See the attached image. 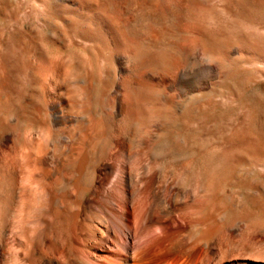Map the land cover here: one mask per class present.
I'll return each mask as SVG.
<instances>
[{"label":"rangeland","instance_id":"374dc122","mask_svg":"<svg viewBox=\"0 0 264 264\" xmlns=\"http://www.w3.org/2000/svg\"><path fill=\"white\" fill-rule=\"evenodd\" d=\"M115 1L121 2V17L130 22L137 20L125 8L133 2L149 10L150 15L143 19L144 24H151L148 23L146 32L147 27L143 28L145 33L139 32V28L133 33L118 30L117 47L116 43L114 46L119 49L114 51L112 47L111 52L95 41L82 39L75 25L67 26L55 14L51 18L47 0H0V155L10 146L12 135L45 123L44 108L50 99L46 62L50 55L64 51L68 61L65 63L73 73L70 82L93 76L98 84L99 107H105L99 109L101 115L116 121L110 127L84 126L80 162L85 160L86 151L92 149L90 152L95 156L90 157H95L97 174H110L117 179L131 167L135 171L138 162H152L149 174L162 172L185 177L187 181L178 187L184 186L198 197L194 203L205 217H213L210 221L218 232L223 227L226 233L242 234L245 241L247 238L255 241L256 257L255 253L244 251L235 260L229 258L228 263L234 260L233 264H255L249 257L253 255L258 260L264 255V0H255L253 14L249 13L251 18L246 0L241 2L243 6L238 13L233 12V0ZM227 10L237 15L231 13L230 19ZM227 17L239 22L236 34L221 26L227 23ZM195 23L201 30L214 31L217 37L214 41L222 46L220 52L204 47L208 52L203 57L202 50L188 46L190 33L197 27ZM251 33L256 45L252 58L237 38L249 34L250 39ZM142 39L149 47L144 46ZM185 53L184 60L178 57ZM221 54L227 60L223 67L215 62ZM125 55H138L135 77L126 74ZM208 66L214 76L205 78ZM146 78L161 86V94L154 97L152 104H141L139 112L128 116V112L116 114L103 104L110 94L120 98L122 80L146 83ZM79 81L76 86L70 83L63 91L64 105L74 99L76 103L84 101L82 92L77 91ZM197 81L201 89L196 87L191 92L184 89L185 94L176 86L178 83L184 88L186 83ZM84 112V123L100 116ZM135 121L140 127L130 126ZM127 159L136 165L128 167ZM67 161L70 166L63 172L69 175L73 173V160ZM109 187L122 190L117 182H111ZM234 227L236 232L230 229Z\"/></svg>","mask_w":264,"mask_h":264},{"label":"bare ground","instance_id":"6f19581e","mask_svg":"<svg viewBox=\"0 0 264 264\" xmlns=\"http://www.w3.org/2000/svg\"><path fill=\"white\" fill-rule=\"evenodd\" d=\"M47 1L51 18L55 14L67 26L75 25L82 39L95 41L100 48L111 50L113 47L114 51L118 50L119 47L115 48L118 30L121 29L118 33L126 30L133 33L139 28L140 32L151 24H144L146 19H143L150 15L149 10L134 2L125 9L127 13L135 15L137 22L121 17V2L119 4L115 0ZM246 1L251 18L256 2ZM241 2L244 3V0H233V12L240 11L243 6ZM227 12L231 19L233 12ZM230 19L227 17L226 26H221L236 34L239 22ZM196 21L201 23L198 19ZM196 26L190 31L188 46L193 50H202V56L209 49L214 53L220 52L222 46L214 41L217 38L214 31L201 30L198 24ZM149 27L144 29L145 32ZM249 28L253 30L251 26ZM250 35L253 36L250 39L249 34L243 39L236 37L252 58L256 45L254 34ZM146 40H143L144 46L149 47ZM63 52L50 55L46 62L50 99L47 98L49 102L44 108L45 123L12 135L10 146L0 155V264H233L239 253L257 252L254 240L247 238L245 241L242 234L231 235L222 230L223 227L218 232L210 221L213 217H205L194 203L198 197L192 196L184 186L178 187V184L183 185L187 181L185 177L169 176L162 172L149 174L152 162H138L135 171L131 167L117 179L111 178L110 174H97L95 157H90L92 149H87L85 160L80 162L78 156L84 126H88L87 129L97 124L108 126L116 121L101 115L102 110L99 109L104 105L99 107L98 84L93 76L78 80L81 84L77 91L82 92L84 101L76 103L74 99L64 105L61 99L63 91L70 83L76 86L78 81L71 78L75 84L72 80L70 82L73 73L65 63L68 61H65ZM137 57L125 55L123 60L126 63L122 60L128 69L125 73L133 77L136 76ZM178 57L184 60L186 53ZM215 62L221 67L227 60L221 54ZM211 71L209 66L204 70L205 78L214 76ZM141 83L136 79L122 80L119 84L122 91L120 98L116 94L106 95L103 104L116 114L128 112V116L132 112H139L141 104H152L154 97L161 94V86L152 79ZM176 86L181 93L184 89L191 92L196 87L200 88L198 81L186 83L184 88L178 83ZM167 101L165 98L164 102ZM84 111L100 116L96 115V120L84 123ZM131 125L138 128L140 124L135 121ZM69 159L73 160V173L68 172V175L63 170L70 166ZM125 164L128 167L136 165L131 159H127ZM111 182L120 183L121 192L116 187L110 188ZM120 206L122 212H119ZM230 229L236 232L235 227ZM254 256L251 255L249 260L264 264V255L258 260L253 259ZM229 258L234 260L228 263V260L231 261Z\"/></svg>","mask_w":264,"mask_h":264}]
</instances>
